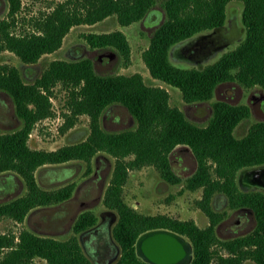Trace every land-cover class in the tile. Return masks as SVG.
Instances as JSON below:
<instances>
[{
    "label": "trees",
    "instance_id": "16d2710c",
    "mask_svg": "<svg viewBox=\"0 0 264 264\" xmlns=\"http://www.w3.org/2000/svg\"><path fill=\"white\" fill-rule=\"evenodd\" d=\"M231 0H164L165 19L153 32L143 59L154 78L179 88L187 102L207 101L216 88L226 82L264 90V0H242L244 39L224 52L215 62L202 68L180 67L170 58L172 47L193 35L221 27L226 22L227 4ZM9 16L0 19V50H11L24 62L34 63L59 49L70 28L81 23L93 24L115 14L122 25L143 19L156 0H64L41 18L36 29L14 32L16 13L21 0H8ZM86 40L92 48L117 50L127 60L131 46L122 30L90 32ZM58 83L69 90V114L66 125L74 124L82 114L90 117V134L77 143L57 149L32 148L29 136L37 122L53 115V87ZM0 91L9 94L22 125L0 132V173L16 172L23 178L24 195L0 203V221L4 217L23 221L34 208L53 205L69 199L76 183L43 188L36 170L46 164L84 160L92 170V158L100 151L115 158L104 203L118 217L112 236L120 247L113 264H151L138 253L136 243L145 232L170 229L186 236L193 246L190 264H241L247 259L264 264V193L244 191L238 173L245 168L264 165V120L251 124L246 135L237 137L235 128L251 110L247 104L227 100L213 102V115L206 125L191 121L169 102L168 90L147 84L140 72L100 74L90 57L79 60L54 59L34 82L24 80L19 68L0 64ZM124 105L137 125L122 130H107L101 116L112 104ZM178 144L187 145L197 166L187 178V187L202 188L198 205L207 214L209 224L199 226L194 220L166 214H145L124 199V185L130 170L154 165L173 183L182 179L173 170L171 154ZM223 193L231 208L250 206L257 225L249 233L221 239L217 226L225 213L212 205L213 197ZM98 222L91 210L79 214L74 223L76 234ZM36 257L48 264H94L86 255L76 235L57 239L23 229L18 235L0 232V264H37Z\"/></svg>",
    "mask_w": 264,
    "mask_h": 264
},
{
    "label": "rangeland",
    "instance_id": "374dc122",
    "mask_svg": "<svg viewBox=\"0 0 264 264\" xmlns=\"http://www.w3.org/2000/svg\"><path fill=\"white\" fill-rule=\"evenodd\" d=\"M21 8L16 13L14 32L24 33L36 29L34 21L50 12L58 2L64 0H21ZM164 0H156L155 5L141 20L129 25L119 23L115 14L93 24L74 25L63 38L59 49L43 54L37 62L26 63L11 50H0V64L8 63L19 68L24 80L34 82L54 59L79 60L90 57L100 74H127L140 72L147 84L166 88L170 94L169 102L179 107L186 116L199 125L208 124L213 115V102L227 100L234 104H247L251 113L235 128V135L247 134L252 123L264 120V90L256 85L245 87L237 82L220 84L212 99L207 101L187 102L182 91L160 79L154 78L143 59V52L149 46L155 29L165 19ZM244 3L231 0L227 4L226 22L223 26L201 31L175 44L170 51L172 62L180 67L202 68L215 62L224 52L235 48L245 37L246 29L242 21ZM9 16L8 0H0V19ZM122 30L130 43L129 60L117 50L92 48L86 40L90 32L105 33ZM69 90L61 83L53 87L51 96L53 115L36 123L29 136L32 148L53 150L63 145L83 141L90 134V117L79 115L73 125H66L69 114ZM102 126L107 130H122L137 125L136 119L128 109L119 103L110 105L101 116ZM22 125L15 113L12 97L0 91V132L14 130ZM175 174L181 177L179 183L166 180L161 170L154 165H146L130 170L128 181L124 185L125 201L137 211L145 214H166L180 219L194 220L199 226L209 224L207 214L198 205L202 197V188L187 187V178L196 169L197 160L191 149L178 144L171 154ZM115 158L104 151L92 158V170L84 160H70L60 164H46L36 170V177L43 188H55L69 182H75L73 195L60 203L32 209L23 221L4 217L0 221V232H12L18 235L23 229L57 239H68L76 235L86 255L94 264H113L120 255V247L112 236V227L117 220V213L107 208L104 203L106 188L111 180ZM246 169V168H245ZM242 169L238 173L245 170ZM27 186L16 172L0 173V203L24 195ZM212 205L224 212V219L219 223L217 234L221 239L243 235L254 228L253 217L247 219L238 208L228 205L227 197L217 193ZM85 210L93 211L98 217L96 225L76 234L74 223ZM244 220L230 232L231 224L237 219ZM247 216V215H246ZM249 225V226H248ZM250 225H252L250 227ZM186 237V236H185ZM186 239H188L186 237ZM189 240V239H188ZM37 264H48L43 258L36 257ZM241 264H257L247 259Z\"/></svg>",
    "mask_w": 264,
    "mask_h": 264
},
{
    "label": "water",
    "instance_id": "95a60500",
    "mask_svg": "<svg viewBox=\"0 0 264 264\" xmlns=\"http://www.w3.org/2000/svg\"><path fill=\"white\" fill-rule=\"evenodd\" d=\"M264 176V165L242 171ZM260 183V182H256ZM137 253L151 264H190L193 246L185 236L170 229H155L143 233L136 243Z\"/></svg>",
    "mask_w": 264,
    "mask_h": 264
},
{
    "label": "flooded vegetation",
    "instance_id": "af4514ba",
    "mask_svg": "<svg viewBox=\"0 0 264 264\" xmlns=\"http://www.w3.org/2000/svg\"><path fill=\"white\" fill-rule=\"evenodd\" d=\"M261 110H262V113H264V110L263 109H261ZM256 182H260V183H256ZM238 183H239L240 188L242 190H244V191H261V192L264 193V176L259 177L257 175L254 176L253 174H250V173H247V172H243V174H242V172H241L240 173V177L238 178ZM238 209H240L241 213L245 215L246 222L250 221V217L251 216L253 217V219L255 221V224H254V228H255L256 225H257V218H256V214H255L254 209L252 207H250V206H243V207H240ZM240 217L241 218L237 219V221L235 223L231 224V228H232V229H230L231 233H234L235 230H236L235 229L236 226L241 224L244 221V220H242V216H240ZM247 219H249V221ZM251 226L252 225H250V227ZM218 228H219V224L217 226V230H218ZM251 231H249V232H251ZM249 232H247V233H249ZM247 233H245V234H247ZM237 236H239V235H237Z\"/></svg>",
    "mask_w": 264,
    "mask_h": 264
}]
</instances>
